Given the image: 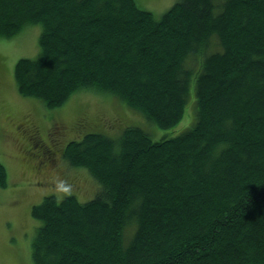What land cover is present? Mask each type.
<instances>
[{"label": "trees", "instance_id": "1", "mask_svg": "<svg viewBox=\"0 0 264 264\" xmlns=\"http://www.w3.org/2000/svg\"><path fill=\"white\" fill-rule=\"evenodd\" d=\"M32 24L22 96L112 94L162 129L193 102L195 118L159 142L133 126L41 149L40 169L62 157L101 188L32 207V264H264V0H177L159 19L136 0H0V38Z\"/></svg>", "mask_w": 264, "mask_h": 264}, {"label": "rangeland", "instance_id": "2", "mask_svg": "<svg viewBox=\"0 0 264 264\" xmlns=\"http://www.w3.org/2000/svg\"><path fill=\"white\" fill-rule=\"evenodd\" d=\"M136 1L158 19L177 2ZM40 34L41 27L32 24L11 39L0 38V163L9 174L8 186L0 189V264H32L31 244L40 223L32 218L31 210L45 196L61 199L74 195L87 202L101 188L87 169L74 168L62 157L53 166L40 169L41 149L57 152L85 134L113 136L133 126L159 142L179 136L195 122L191 117L193 102L186 103L180 124L162 129L112 94L80 91L55 109L39 99L22 96L15 82V65L21 58L39 57Z\"/></svg>", "mask_w": 264, "mask_h": 264}, {"label": "flooded vegetation", "instance_id": "3", "mask_svg": "<svg viewBox=\"0 0 264 264\" xmlns=\"http://www.w3.org/2000/svg\"><path fill=\"white\" fill-rule=\"evenodd\" d=\"M42 168H45V166H43Z\"/></svg>", "mask_w": 264, "mask_h": 264}]
</instances>
